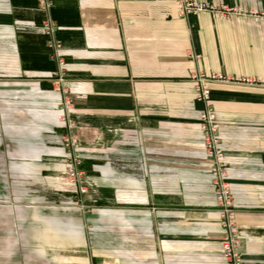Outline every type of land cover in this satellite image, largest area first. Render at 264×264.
Returning a JSON list of instances; mask_svg holds the SVG:
<instances>
[{
	"label": "crops",
	"instance_id": "obj_1",
	"mask_svg": "<svg viewBox=\"0 0 264 264\" xmlns=\"http://www.w3.org/2000/svg\"><path fill=\"white\" fill-rule=\"evenodd\" d=\"M49 1L0 0V264H226L194 78L212 73L227 78L208 86L238 250L264 264V0H197L252 11L226 18L180 0ZM58 59L84 195L66 180Z\"/></svg>",
	"mask_w": 264,
	"mask_h": 264
},
{
	"label": "built area",
	"instance_id": "obj_2",
	"mask_svg": "<svg viewBox=\"0 0 264 264\" xmlns=\"http://www.w3.org/2000/svg\"><path fill=\"white\" fill-rule=\"evenodd\" d=\"M45 9L50 8L49 0H41ZM181 12L189 14L201 10H210L221 17H230L231 15H248L252 11L242 7H228L226 5L212 6L205 2L197 0H180ZM45 32L52 36L49 44L55 49L60 47V41L55 38L58 27L48 18L43 24ZM192 56V54H191ZM59 60V59H58ZM59 68L53 72L54 87L62 92L63 100L60 104V121L64 124V132L61 136L62 143L67 151L65 159L67 184L78 195H84L89 192L90 182L83 166V154L80 135L77 132L76 122L70 116V110L74 104V98L70 94L69 88L65 85L66 72L64 63L59 60ZM196 79V90L198 98L205 103V108L200 114V123L204 133V140L207 153L211 159V169L213 173V183L217 205L221 212V226L224 229L222 236V256L226 264H245L238 248L240 242V229L237 222V209L234 202L232 185L228 179L225 152L221 146L219 133L220 124L217 121L214 106L212 105L211 89L208 83L211 81H226L224 75L212 73L211 75L194 76ZM247 81H251L247 79ZM82 208H86L85 203H80ZM100 264V263H92Z\"/></svg>",
	"mask_w": 264,
	"mask_h": 264
},
{
	"label": "rangeland",
	"instance_id": "obj_3",
	"mask_svg": "<svg viewBox=\"0 0 264 264\" xmlns=\"http://www.w3.org/2000/svg\"><path fill=\"white\" fill-rule=\"evenodd\" d=\"M81 139V138H80ZM81 147H82V142H81ZM83 154V153H82ZM83 160H84V157H83ZM83 166H84V161H83ZM84 170L86 171V169H85V167H84ZM83 210H86V209H84V208H82V211ZM87 211V210H86Z\"/></svg>",
	"mask_w": 264,
	"mask_h": 264
}]
</instances>
